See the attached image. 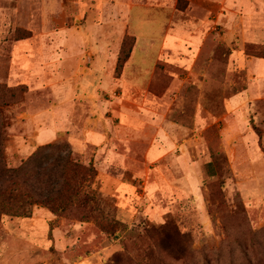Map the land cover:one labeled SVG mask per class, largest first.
Masks as SVG:
<instances>
[{"label":"rangeland","instance_id":"obj_1","mask_svg":"<svg viewBox=\"0 0 264 264\" xmlns=\"http://www.w3.org/2000/svg\"><path fill=\"white\" fill-rule=\"evenodd\" d=\"M16 7L0 0V189L30 208L0 213V264H264V0H217L210 15L176 0L168 28L183 23L195 45L158 56L147 100L116 91L122 103L107 111L110 126L98 122L109 136L101 146L85 132L41 139L56 122L91 127L98 112H71L67 82L49 88L41 65L11 60L17 41H32ZM156 29L144 33L152 43L138 38L125 72L136 82L153 66ZM21 83L25 91L12 89ZM127 103L147 116L144 133L115 128ZM107 150L121 157L113 167Z\"/></svg>","mask_w":264,"mask_h":264},{"label":"crops","instance_id":"obj_2","mask_svg":"<svg viewBox=\"0 0 264 264\" xmlns=\"http://www.w3.org/2000/svg\"><path fill=\"white\" fill-rule=\"evenodd\" d=\"M191 1L197 4L199 11L207 15L213 14L216 9L217 0ZM221 1L224 3L225 0ZM175 2L176 0H17L16 23L31 30L32 41L31 43L29 39L17 41L13 45L11 60L15 58L16 65H21L26 61L41 65V70L48 79L47 86L49 88L67 82L69 90L73 93L72 104H70L71 112H75L76 106L81 110L83 117L86 115L84 113L86 109V111L90 109V111L98 112L95 123L91 127L82 119L75 122L76 124L65 122L60 127L56 122L51 133L41 138L42 140L45 138L53 140L61 132L74 138H80L85 132V142L101 146L109 136L105 135L103 121L100 122L101 127L97 129L98 122L103 117L105 125L110 126L108 120L111 119L107 111L113 108L118 110L119 103H122L114 100V97L118 95L116 91L122 89V94L129 96H138L144 92V100H147L149 95L147 86L151 81L158 56H162L168 49L177 52L176 55L179 56L181 54L178 52L189 48L188 40H192L191 43L194 45L197 40L192 33L188 32L183 23H178L169 30L167 24L172 20L169 19V16L175 14ZM2 12L6 14L8 11L5 9ZM88 13L92 15L89 21L86 19ZM46 15L49 16L50 23L48 25L45 23ZM31 16H37V23L41 18L43 27L40 28L39 24L36 25L33 20L31 26ZM23 17H26V21ZM70 20L78 22L72 24ZM153 26H156L158 32L155 35L157 48L153 66L147 78L136 82L134 80L136 77L128 78L125 72L133 60L138 38L146 37L151 41L150 43L154 41L153 36L144 34ZM200 27H202V23L197 29ZM126 33L135 36V44L121 75L115 77L117 55ZM180 59L186 60L180 56L177 61ZM18 68L14 73L22 71ZM85 69L86 72H83ZM9 72L12 74L13 71ZM43 86L45 87V85ZM86 100L91 101L89 107L85 106ZM63 105L64 101H59L55 96L54 107ZM130 107L127 103L128 109L126 110L128 112L121 110L120 120L115 128L131 135H134L135 128L144 133L148 130L149 125L145 122L147 116H144L145 120L142 121L139 114L138 117H135L129 112ZM146 111L149 114L154 113L151 109ZM160 130L167 135L166 128L162 129L161 127ZM150 132H148L149 135L152 134ZM76 134L78 136H75ZM80 139H78L79 142H83ZM120 158L114 152L109 150L105 152V160L109 167L114 166L112 159L119 161ZM126 188L131 187L127 185Z\"/></svg>","mask_w":264,"mask_h":264},{"label":"trees","instance_id":"obj_3","mask_svg":"<svg viewBox=\"0 0 264 264\" xmlns=\"http://www.w3.org/2000/svg\"><path fill=\"white\" fill-rule=\"evenodd\" d=\"M129 38L130 39L126 38V35H124V37L121 41V45L119 48V52H118L117 60H116V65H115V69H114L115 77H119L121 75L123 67H124L125 63L127 62L128 58L130 57L131 51L134 47V44H135L134 37H129ZM8 87L11 88L13 86H8ZM26 88H27V85L21 83V84H18V86L16 85L12 89L14 91L23 92L26 90ZM68 160H69V158L66 157L65 164L66 163L69 165L72 164L73 166L77 165L76 162L72 163ZM14 199H20L19 196H17L14 193V191L6 192V189H0V213H4V211H7V213H9L11 215H26V214H28L30 207L28 205L27 206L23 205L24 203H22V202H18L17 204H15L12 201ZM49 200L50 199H48L47 202H49ZM43 202H45V201H43ZM49 206L54 209L53 205H49ZM172 228H173V233H175L179 237L183 236L177 227L172 226Z\"/></svg>","mask_w":264,"mask_h":264}]
</instances>
